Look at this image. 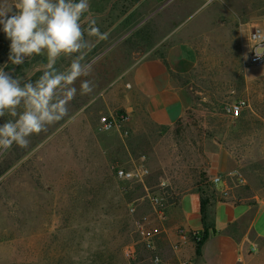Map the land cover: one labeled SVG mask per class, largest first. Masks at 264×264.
I'll return each instance as SVG.
<instances>
[{
	"label": "rangeland",
	"instance_id": "1",
	"mask_svg": "<svg viewBox=\"0 0 264 264\" xmlns=\"http://www.w3.org/2000/svg\"><path fill=\"white\" fill-rule=\"evenodd\" d=\"M90 11L108 33L106 40L89 38L93 93L72 100L73 122L33 135L27 148L0 152V264H153L154 256L181 264L170 241L177 203L184 197L181 210L197 228L199 194L218 200L217 178L228 181L234 200L258 210L253 227L264 238V69L248 64L246 42L251 26L264 28V0H90ZM10 43L0 25V67L7 65L14 78L38 80L46 55L14 66ZM179 43L194 47L198 63L183 80V118L159 128L146 115L132 73L140 61ZM68 64L61 58L56 67ZM233 90L251 101L239 118L225 113ZM9 119L0 117V125ZM135 166L149 168V188L167 181L166 219L156 215L143 187L127 193L129 185L116 178V169ZM217 189L222 193L221 184ZM248 205L218 206V220L229 223ZM132 248L142 262L125 258ZM250 254V264H264L262 245Z\"/></svg>",
	"mask_w": 264,
	"mask_h": 264
},
{
	"label": "clouds",
	"instance_id": "2",
	"mask_svg": "<svg viewBox=\"0 0 264 264\" xmlns=\"http://www.w3.org/2000/svg\"><path fill=\"white\" fill-rule=\"evenodd\" d=\"M0 25L11 42L12 65L35 56L47 58L43 74L34 82L14 78L4 70L7 65L0 67V117L13 118L0 125V152H6L13 145L27 148L33 135L61 121L65 126L73 122L72 100L94 91L93 81L87 79L93 70L86 59L89 38L106 40L108 33L100 32L90 0H0ZM61 58L69 61L63 70L56 67Z\"/></svg>",
	"mask_w": 264,
	"mask_h": 264
},
{
	"label": "crops",
	"instance_id": "3",
	"mask_svg": "<svg viewBox=\"0 0 264 264\" xmlns=\"http://www.w3.org/2000/svg\"><path fill=\"white\" fill-rule=\"evenodd\" d=\"M197 63L198 56L194 47L187 43H179L167 49L164 55L144 59L134 67L133 88L144 101L146 115L155 126L173 127L183 118L185 113L183 80L194 73ZM213 189L216 191L215 195L217 193V196H220L218 200L209 202L210 222L214 225L213 236L211 237L210 232V237L202 246L200 253H198V244L191 241L176 254V257L190 264H250L254 257L250 254V250H257L260 245L264 247V238L260 237L253 227L254 216L258 210L255 211L251 205L238 203V200L232 197L231 192L229 197L224 199L217 186ZM199 196L201 200L202 196L200 194ZM182 199L178 204V222L170 225V230H172L170 241L172 242L176 241L175 231L179 227L187 230H204L203 223L194 228L188 223L189 219H185V214L181 210ZM221 205L232 207L248 205V209L243 213L234 214L228 221L229 223H222L218 220L217 214V208ZM199 216L201 220V208ZM247 217L250 218V226L242 231L237 225Z\"/></svg>",
	"mask_w": 264,
	"mask_h": 264
},
{
	"label": "built area",
	"instance_id": "4",
	"mask_svg": "<svg viewBox=\"0 0 264 264\" xmlns=\"http://www.w3.org/2000/svg\"><path fill=\"white\" fill-rule=\"evenodd\" d=\"M207 4H212L216 0H205ZM247 48H248V64L254 68L264 69V57H258L256 52L264 55V28L260 26L253 25L247 31ZM230 99L232 101L228 103L225 107V113L227 116L232 118H239L247 110L251 109V101L247 97H239L236 90L230 92ZM105 126L110 128L111 125L105 122ZM150 170L145 166H135L132 169L118 168L115 170V176L121 182L129 185V188H124L128 193L129 190L134 187H143L146 190V197L149 199L153 210L156 215L161 219H166L167 208L163 204V194L168 189V183L166 180L161 179L160 183L152 188L147 186V181L150 178ZM242 184H246L247 181L242 178L240 180ZM215 185L221 184L223 187L222 196L224 199L229 197L230 186L228 181L223 178H217L214 181ZM135 205V202H132ZM131 205V206H132ZM137 205L132 208L133 212H136ZM141 234L145 237L146 247L153 254L156 252L154 242L147 239L146 225H142L140 228ZM203 229H190L180 228L179 232L176 234V241L172 245V249L175 254L182 251L183 247L188 244V242L200 243L204 239ZM125 258L132 262H142V256L136 249H127L124 253ZM153 264H162L163 259L160 256L152 257ZM181 264H190L186 261H181Z\"/></svg>",
	"mask_w": 264,
	"mask_h": 264
},
{
	"label": "trees",
	"instance_id": "5",
	"mask_svg": "<svg viewBox=\"0 0 264 264\" xmlns=\"http://www.w3.org/2000/svg\"><path fill=\"white\" fill-rule=\"evenodd\" d=\"M178 204H179V202L177 203V205ZM209 204H210L209 201L207 199H205V198L202 197V199H201V214H202V220H203V224H204V232H205L204 236L205 237H204V239H203L202 242L197 243L198 244V246H197L198 253L201 252L202 246L205 244V242L210 237V232H211V234H214V232H213L214 231L213 230L214 225H213L212 222H210ZM248 219L250 220V218L247 217L244 221L247 222ZM241 223H243V221ZM237 226L239 227L240 224L237 225Z\"/></svg>",
	"mask_w": 264,
	"mask_h": 264
}]
</instances>
